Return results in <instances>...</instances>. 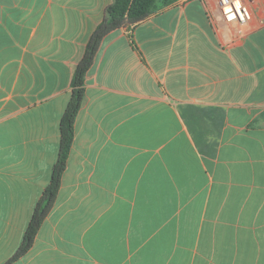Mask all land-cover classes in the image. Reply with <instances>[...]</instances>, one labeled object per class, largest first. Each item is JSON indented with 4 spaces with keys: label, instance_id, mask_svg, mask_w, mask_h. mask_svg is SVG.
I'll return each mask as SVG.
<instances>
[{
    "label": "crops",
    "instance_id": "0c3cea01",
    "mask_svg": "<svg viewBox=\"0 0 264 264\" xmlns=\"http://www.w3.org/2000/svg\"><path fill=\"white\" fill-rule=\"evenodd\" d=\"M113 0H0V264H264V0H175L107 33L29 249L85 44Z\"/></svg>",
    "mask_w": 264,
    "mask_h": 264
},
{
    "label": "trees",
    "instance_id": "16d2710c",
    "mask_svg": "<svg viewBox=\"0 0 264 264\" xmlns=\"http://www.w3.org/2000/svg\"><path fill=\"white\" fill-rule=\"evenodd\" d=\"M175 0H113L105 8L101 22L90 34L81 58L75 66L70 87V98L60 119V141L56 162L53 165L51 178L42 191L35 205L22 242L11 260L23 255L31 246L34 237L49 212L60 186L61 175L66 167L67 157L74 136V122L84 97L85 76L94 62L97 50L103 37L121 27L130 26L146 18Z\"/></svg>",
    "mask_w": 264,
    "mask_h": 264
},
{
    "label": "built area",
    "instance_id": "2783aa9c",
    "mask_svg": "<svg viewBox=\"0 0 264 264\" xmlns=\"http://www.w3.org/2000/svg\"><path fill=\"white\" fill-rule=\"evenodd\" d=\"M217 5L227 21L242 22L249 18V9L243 0H217Z\"/></svg>",
    "mask_w": 264,
    "mask_h": 264
}]
</instances>
